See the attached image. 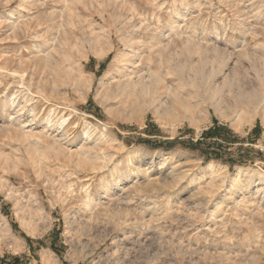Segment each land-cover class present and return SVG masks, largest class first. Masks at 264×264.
<instances>
[{"label":"rangeland","instance_id":"1","mask_svg":"<svg viewBox=\"0 0 264 264\" xmlns=\"http://www.w3.org/2000/svg\"><path fill=\"white\" fill-rule=\"evenodd\" d=\"M16 262L264 264V0H0Z\"/></svg>","mask_w":264,"mask_h":264},{"label":"trees","instance_id":"2","mask_svg":"<svg viewBox=\"0 0 264 264\" xmlns=\"http://www.w3.org/2000/svg\"><path fill=\"white\" fill-rule=\"evenodd\" d=\"M256 131V130H255ZM234 132L224 126H214L213 128L208 129L206 132L203 133V137L201 138V140H198L194 146L195 147H199L200 145H204L205 147V155H212V154H216L217 157H221L219 154L215 153L216 149L213 148V146H215V142L214 141H218L217 145L218 146H225L227 148H229V146L236 144L238 141L237 137L234 136L233 134ZM208 140L210 142H208ZM213 141V142H212ZM145 142H151V140H145ZM222 143V144H221ZM13 264H17L13 263Z\"/></svg>","mask_w":264,"mask_h":264},{"label":"bare ground","instance_id":"3","mask_svg":"<svg viewBox=\"0 0 264 264\" xmlns=\"http://www.w3.org/2000/svg\"><path fill=\"white\" fill-rule=\"evenodd\" d=\"M136 84H138V83L136 82Z\"/></svg>","mask_w":264,"mask_h":264}]
</instances>
